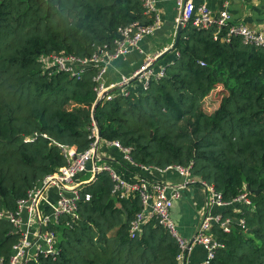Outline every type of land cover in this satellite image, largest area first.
<instances>
[{"label":"trees","instance_id":"1","mask_svg":"<svg viewBox=\"0 0 264 264\" xmlns=\"http://www.w3.org/2000/svg\"><path fill=\"white\" fill-rule=\"evenodd\" d=\"M149 24L143 0H0V258L19 239L7 216L45 175L66 164L62 147L83 151L118 141L139 165L190 166L231 200L247 191L252 207L225 211L233 227L211 232L223 247L210 264H264V47L222 40L224 29L183 24L176 56L141 93L113 91L94 106L93 76L43 69L39 57H87L113 49L119 27ZM215 103L204 108V98ZM108 170L80 188L78 218L60 216L58 254L29 264H177L178 244L154 219L135 236L137 193L119 197ZM247 186L251 191L247 189ZM89 194V200L83 198ZM242 218L244 226L238 223ZM69 221V225L66 222Z\"/></svg>","mask_w":264,"mask_h":264},{"label":"built area","instance_id":"2","mask_svg":"<svg viewBox=\"0 0 264 264\" xmlns=\"http://www.w3.org/2000/svg\"><path fill=\"white\" fill-rule=\"evenodd\" d=\"M176 4L181 14L179 19H182L183 24L191 21L199 29H206L215 25L217 32L224 29L225 34L222 37L224 41H229L231 36H238L244 44L264 47V33L241 23H230L231 16L225 7L215 14L205 4L195 8L190 0H176ZM224 6H226V3ZM143 7L145 14L153 16V21L149 24H141L136 21L127 26L119 27L116 34L122 36V39L115 36L113 49L104 44L90 56L82 58L64 52L44 54L39 57L43 69L54 68L66 71L71 76L79 78L84 68L88 66L97 67V71L93 76L97 99L109 98L113 91H120L123 95H127L129 90L126 89V86L134 77L136 79L141 78L142 90L145 91L151 77L159 78L165 73V67L159 69L149 67L160 52L146 53L139 68L129 76H122L117 82L107 83L104 79L110 60L125 54L130 46L137 47L143 36L151 34L160 27L161 20L157 14L156 0H143ZM92 131L95 139L88 148L83 151H76L72 146H63L62 150L66 158V164L57 171L45 175L27 191L24 198L18 200L15 212L10 213L7 218L15 227L19 239L12 245L8 262L4 263L3 259L0 258V264H29L30 261L37 262L39 256L46 257L58 254V227L61 224L59 217L64 215L69 217L71 221H75L79 217L77 201L80 198V187L78 184L73 183V179L77 174L87 171V164L93 160V154L102 140H97L96 125L93 126ZM105 142L121 149L125 156L130 159L129 149L122 147L118 141ZM189 168L190 166L179 164L158 168L159 170H175L183 179L182 183L176 186L146 180L126 182L109 166L99 167L93 165L91 171L97 173L100 170H108L114 181L112 193L119 197H126L131 193L138 194L141 207L130 221L129 233L131 236L139 233L147 221L154 219L176 239L179 249L176 254L177 264H187L186 256L193 243L202 245L206 251L200 264H210L215 250L223 247L213 236L212 226L218 225L224 232H228L233 227V219L224 216L222 212H211L209 208L219 206L227 210L238 205L237 212H240L242 208L252 207L253 203L247 191H242L231 200H223L220 192L193 176ZM196 181L204 186L206 210L204 208L201 221L189 245L190 242H187L177 232L171 216V208L173 201L180 197L181 189L185 185ZM49 186L56 188V197L53 200L47 196ZM83 198L89 200L90 195L84 194ZM238 223L244 226L242 218L238 219ZM66 224L69 225V221Z\"/></svg>","mask_w":264,"mask_h":264},{"label":"crops","instance_id":"3","mask_svg":"<svg viewBox=\"0 0 264 264\" xmlns=\"http://www.w3.org/2000/svg\"><path fill=\"white\" fill-rule=\"evenodd\" d=\"M194 7L205 4L213 13L217 14L224 7L230 13V23H241L250 28L261 30L264 33V0H190ZM226 3V6L224 4ZM157 14L160 17V27L151 34L145 35L138 42L137 47H128L125 54L119 55L110 60L104 74L105 82H117L122 76H129L134 70L139 68L146 53L161 52L169 47L174 39L176 26L179 20L180 9L176 0H156ZM176 56L175 51L170 52L160 58L153 66L154 69L165 67L173 61ZM130 92L141 93V78L133 79L126 86ZM209 102V111L215 109V103L210 102L209 97L204 98V102ZM93 165L103 167L109 166L122 180L126 182H136L146 180L160 184L176 186L182 183V177L175 170H159L156 167H144L134 163L125 156L124 152L101 140L98 144L97 159L91 160L87 164V171L77 174L73 183L81 188L83 185L93 180L95 172L91 171ZM87 175L81 178V175ZM47 196L53 200L56 197V188L49 186ZM206 192L204 186L199 182L185 185L181 189L178 199L173 201L171 216L176 225L178 234L187 242H190L201 221L205 208ZM238 205L224 210L219 206H211V212L233 211L237 212ZM206 210V208H205ZM205 249L200 244H192L186 256L187 264H200L205 257Z\"/></svg>","mask_w":264,"mask_h":264},{"label":"water","instance_id":"4","mask_svg":"<svg viewBox=\"0 0 264 264\" xmlns=\"http://www.w3.org/2000/svg\"><path fill=\"white\" fill-rule=\"evenodd\" d=\"M180 16H181V14H180ZM182 27H183V21H182V19L180 18V19L178 20V23H177V26H176V30H175L174 39H173L172 44H171L169 47L165 48L163 51H161V52L158 54V56L154 59V61L149 65V67H153L154 64H155L160 58H162L164 55H166V54H168V53H170V52H173V51L175 50L176 44H177V42H178V40H179V36H180V32H181V30H182ZM116 37H118L119 39H122V36H120L119 34H116ZM133 79H136V77L132 78L131 80H133ZM131 80H130V81H131ZM101 99H102V98H98V99L96 100L94 106H96L97 104H99V102L101 101ZM96 130H97V132H96L97 140H100V139H101V133H100V129H99V127H98L97 125H96ZM93 159H94V161H96V159H97V150H96V151L94 152V154H93ZM247 189H248L249 191H251L250 188H249L248 186H247ZM190 244H191V241H190L189 245H190Z\"/></svg>","mask_w":264,"mask_h":264},{"label":"rangeland","instance_id":"5","mask_svg":"<svg viewBox=\"0 0 264 264\" xmlns=\"http://www.w3.org/2000/svg\"><path fill=\"white\" fill-rule=\"evenodd\" d=\"M211 104L207 101V102H204V108L206 109V110H209L208 109V107L210 106ZM81 178H86L87 177V175L85 174V175H81L80 176Z\"/></svg>","mask_w":264,"mask_h":264}]
</instances>
